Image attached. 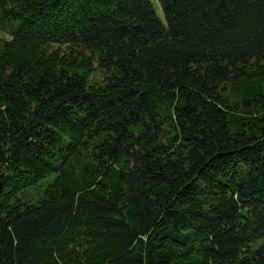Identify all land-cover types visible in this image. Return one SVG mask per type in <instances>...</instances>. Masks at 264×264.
I'll use <instances>...</instances> for the list:
<instances>
[{"label": "trees", "instance_id": "1", "mask_svg": "<svg viewBox=\"0 0 264 264\" xmlns=\"http://www.w3.org/2000/svg\"><path fill=\"white\" fill-rule=\"evenodd\" d=\"M0 0V264H264V0Z\"/></svg>", "mask_w": 264, "mask_h": 264}, {"label": "rangeland", "instance_id": "2", "mask_svg": "<svg viewBox=\"0 0 264 264\" xmlns=\"http://www.w3.org/2000/svg\"><path fill=\"white\" fill-rule=\"evenodd\" d=\"M151 2H152V5H153V7H154V10H155L156 13L158 14V16H159L160 18H162L161 9H160V7H159V4H158L157 0H151Z\"/></svg>", "mask_w": 264, "mask_h": 264}]
</instances>
